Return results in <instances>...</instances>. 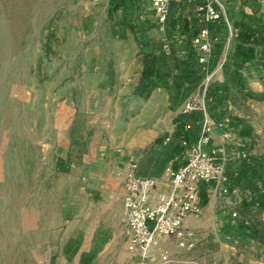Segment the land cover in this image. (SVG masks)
Instances as JSON below:
<instances>
[{
  "label": "rangeland",
  "instance_id": "obj_1",
  "mask_svg": "<svg viewBox=\"0 0 264 264\" xmlns=\"http://www.w3.org/2000/svg\"><path fill=\"white\" fill-rule=\"evenodd\" d=\"M222 1L230 11L240 7L234 0ZM140 2L142 14L148 20L146 25L130 20L139 31L133 41L141 50L152 47L162 52L168 36L154 23L149 0ZM126 9L131 18L138 11L130 2ZM108 10L99 0H0V264H76L70 258L61 262L67 237L77 231L83 237L96 224L93 217L71 215L75 197L81 198V214L89 212L79 191L93 182L82 166L68 158L77 157L80 147L77 141L88 131L86 124L75 122L79 117L87 119L81 109L87 100L86 91L95 83L88 68L97 55L96 49L101 52L100 58L106 60L113 40L128 39L120 31L110 35V27L115 23L110 20ZM216 55L212 67L219 57ZM170 61L168 58L166 64ZM193 72L195 79L188 81V87L175 82L176 93L183 88L185 97L197 90L201 75L197 69ZM179 73L177 77L181 80L184 69ZM148 99L144 102L148 103ZM146 109L135 115L124 111L123 105L114 121L106 119L113 125L101 129V133L104 137L113 133L122 143L130 139L137 127L142 126L145 135L158 132L155 114ZM91 112L89 118L93 116ZM164 112L160 109L156 118L164 116ZM129 126L132 130L126 131ZM90 127L92 134L93 125ZM199 127L196 124L193 131L197 133ZM125 131L129 133L126 138ZM62 157L64 161H60ZM201 199L204 203L205 191ZM219 201L218 196L205 201L208 241H201L200 247L192 252L176 251L171 256L172 260H179L175 264H225V257L219 259L215 254L218 247L213 240L217 232L210 220L214 204ZM96 261L137 264L128 245L126 255L109 254ZM227 261L243 264L236 257H228Z\"/></svg>",
  "mask_w": 264,
  "mask_h": 264
},
{
  "label": "crops",
  "instance_id": "obj_2",
  "mask_svg": "<svg viewBox=\"0 0 264 264\" xmlns=\"http://www.w3.org/2000/svg\"><path fill=\"white\" fill-rule=\"evenodd\" d=\"M234 1L240 5L237 11H230L227 4L225 5L222 1L225 18L221 23L210 25L212 36L219 38L212 59L217 57L216 53L219 57L216 59L215 67L210 64V71H214L225 57L226 60L222 71L216 75L215 81L211 84L212 89L219 90L222 98L219 102L218 100L214 101L211 97L213 101L208 103L207 114L216 121H221L230 116L231 126L236 136L247 142V151L251 157L263 162L264 13L255 0ZM102 2L109 9L110 20L115 23L114 27H110V35L120 31L127 35L128 39L127 42L111 40L112 44H109L110 53L106 60L100 58L99 53L101 52L97 48V55L89 64L88 71L92 73L89 77H92V81L95 83L86 91L87 100L81 109V114L87 115V119L79 117L75 122L76 124L80 123L81 126L86 124L88 131L81 135L77 141L78 146H80L77 157L68 159L84 168V173L93 182V185L80 188L79 191L87 202L89 212L84 215L81 214L83 210L79 204L80 197L72 199L73 204L70 206V212L75 218L78 215L84 219L93 217L96 224L88 232H84L83 237L79 231L77 234H70L67 237L66 246L61 250L62 263L66 262V258H70L76 260V264H97L96 259L109 254L126 255L128 244L126 243V224L123 220L121 200V193L124 190L121 171L129 159L134 158L138 162V176L161 181L167 179V168L174 162L175 158L180 157L179 161L174 163L175 168L182 164L184 149L180 146V140L176 138V120L180 115L178 111L191 94L199 92V84L205 78V75L201 73L197 55H195L188 41L197 35L201 28V24L196 19L195 4L186 0H172L169 21L165 30H162L166 32L167 40L173 41L172 55H166L171 61L166 64L167 68L165 69L169 73L168 88L170 90H166L167 87H159L151 92L141 93L139 85L144 71L143 55L150 52L157 54L163 52L158 53L152 47L141 50L133 41L134 36L139 35V31L130 20L140 21L141 25H146L148 20L142 14L140 0H122L116 8L114 0H103ZM128 2L132 3L134 8L138 7L137 14L133 12L132 18L127 13ZM150 9L154 15L151 3ZM237 16H239L238 19H236ZM153 18L154 23L157 24L155 15ZM225 19L228 20L229 25ZM220 29L223 32H220ZM184 35L187 36V40H182ZM224 36L225 40L223 39ZM110 38L111 36L109 41ZM238 45L253 48L254 57L243 63L238 69V74H235L234 69H237L238 65L235 63L234 57ZM181 69H184L185 73L179 80L180 78L177 76L181 74L179 73ZM196 69L201 75L199 86L197 90L186 93L184 97L183 88L189 86L188 81L195 79L192 73ZM176 81L182 82L183 88L181 87L180 96L175 90L178 89L175 88ZM177 95L178 98L176 99ZM147 97L149 98L148 103H145L144 99ZM182 99H184L183 103ZM123 105L124 111L135 115L147 111L146 108L152 110L155 114L154 125L158 132L145 135L142 133V126L137 127V131L130 136V139L122 141V143L116 140L117 138L113 133L104 137L101 129L106 130V126L113 125L111 121L107 122L106 119L109 118L114 121L119 116ZM90 109H93L92 112ZM160 109L165 111L164 116L156 118ZM90 112L93 114L91 118L88 117ZM91 125L94 129L92 134L89 132ZM188 126L191 127L189 124ZM130 130H132V126H129L126 131ZM126 131L125 138L126 134L129 136ZM200 131L201 125L197 133L194 134L195 139L198 138ZM224 131L223 128L214 127L215 135L212 147L220 148L224 145L227 154L230 155L234 146L232 142L224 144L221 139ZM168 137H171V140L166 142ZM61 159L60 161H64L63 157ZM260 172L264 176V166L260 167ZM160 190L165 191L166 187L160 186ZM205 192V201H207L209 200L208 192L207 190ZM245 194V191L241 189V192L219 197L220 201L214 204L210 213L212 214L210 220L217 232L213 242L218 249H214V251L216 255L220 256L219 259L222 256L225 257V264L228 262V257L239 258L243 264H264V245L249 237L246 234V231L249 233L247 229L246 231L241 230L238 221L231 216V209L234 207L243 211ZM205 201L204 203L201 202L203 209L201 215L189 217L186 221L187 227L196 234L195 248L191 251H185L176 249L172 244H167L165 247L170 250L171 256L176 251H180L178 253L192 252L200 247L201 241H208L210 233L205 223V211L208 210ZM256 219L261 221L264 226V211L256 214ZM176 262L179 260H172L170 264Z\"/></svg>",
  "mask_w": 264,
  "mask_h": 264
},
{
  "label": "built area",
  "instance_id": "obj_3",
  "mask_svg": "<svg viewBox=\"0 0 264 264\" xmlns=\"http://www.w3.org/2000/svg\"><path fill=\"white\" fill-rule=\"evenodd\" d=\"M103 1V0H99ZM185 1V0H184ZM195 4L196 19L201 24L197 35L191 37V48L197 55L201 73L205 75L199 86V92L191 94L180 108V115H189L193 112H202L204 119L201 131L194 141L183 138L181 147L184 149V161L178 167L174 163L180 157L175 158L167 168V179L157 180L140 177L137 174L138 162L131 158L122 169L123 189L121 200L123 204V220L125 236L137 264H170L171 252L165 247L172 244L178 250L191 251L196 246V234L187 227L189 217H198L202 213L201 193L203 187H207L208 199L211 196L226 197L235 192H241V188L231 189V183L226 174L229 162L245 160L251 161V155L247 151V142L236 136L231 124V117L227 116L221 121H216L208 116L207 106L213 99L209 97L211 84L216 75L222 71L226 57L221 60L214 71H210V64L214 56L215 45L218 37L211 34L210 25L221 23L224 16L222 0H186ZM172 0H150L156 22L161 30H165L169 21L170 6ZM264 13V0H255ZM226 23L229 25L227 19ZM187 40V36H182ZM173 41L166 40L162 46V52L167 56L172 55ZM214 127L223 128L221 135L224 144L232 142L234 150L227 154L223 147H212ZM189 126H185L186 132ZM171 137L166 139L169 142ZM165 186L166 190H160ZM259 193L264 194V184L257 182ZM248 202L253 201V194L245 191ZM258 203L255 204L253 213L257 212ZM233 219H242L237 207L231 209ZM257 214V213H256ZM250 220L245 224L250 225Z\"/></svg>",
  "mask_w": 264,
  "mask_h": 264
},
{
  "label": "trees",
  "instance_id": "obj_4",
  "mask_svg": "<svg viewBox=\"0 0 264 264\" xmlns=\"http://www.w3.org/2000/svg\"><path fill=\"white\" fill-rule=\"evenodd\" d=\"M122 0H114L115 8L120 5ZM254 57V50L251 47L245 45H238L235 53V63L238 65L237 69H234V73L238 74V69L248 60ZM168 57L166 54H157L155 52L146 53L143 55V72L142 79L139 85L141 93L151 92L159 87H168L169 73L165 70ZM209 97L214 101L220 102L221 95L219 90H209ZM204 114L202 112H193L189 115H181L176 120L177 130L176 138L181 140L183 138L190 141H194L193 126L196 124H202ZM191 125L189 131L186 132L185 126ZM264 166V161H260L255 158H251L250 162L245 160L229 162L226 167V174L228 175L231 183V189L238 187L244 191H250L253 194V201H243V211H240L242 219H238L239 227L243 231L246 229L249 233L246 234L256 242L264 245V226L263 223L256 219V213L264 211V194L259 193L257 188V182L264 184V176L260 172V167ZM207 187H203L202 191H206ZM258 203L257 212L253 213L255 204ZM249 219L250 225L245 224V220Z\"/></svg>",
  "mask_w": 264,
  "mask_h": 264
}]
</instances>
